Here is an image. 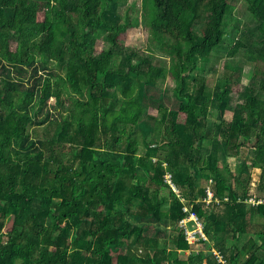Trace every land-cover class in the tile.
Wrapping results in <instances>:
<instances>
[{"label": "trees", "instance_id": "1", "mask_svg": "<svg viewBox=\"0 0 264 264\" xmlns=\"http://www.w3.org/2000/svg\"><path fill=\"white\" fill-rule=\"evenodd\" d=\"M240 6L250 41L230 0H0V264H264L255 237L228 243L247 233L250 213L264 225V204L245 202L254 169L264 196V0ZM228 19L233 40L218 48ZM141 25L146 50L122 37ZM240 49L256 64L233 104L232 80L210 92L207 77L216 53ZM150 87L161 90L155 115ZM49 123L57 138L32 134ZM209 179L221 213L205 209ZM185 205L209 241L188 243Z\"/></svg>", "mask_w": 264, "mask_h": 264}, {"label": "rangeland", "instance_id": "2", "mask_svg": "<svg viewBox=\"0 0 264 264\" xmlns=\"http://www.w3.org/2000/svg\"><path fill=\"white\" fill-rule=\"evenodd\" d=\"M133 1H135V0H128V3H131ZM230 1L233 5L236 6L233 14H234L235 18L240 20V27H241L240 33H242V35H244L245 40L250 41V39L253 38V36H255L254 23L250 19H247L242 14L243 8L240 6L241 0H230ZM139 3H140V0H137L138 6H139ZM123 10H124V8H123ZM229 20L230 19H228L227 24H226V28H227L226 35L224 37L223 42L218 46V48L228 47V45H230V43L233 40V26L235 24L233 21H229ZM242 35H240L239 37H241ZM122 37H123V40L125 41V43L128 44L129 46L136 47L140 50H146V48H147L148 30L145 28L144 25H141L139 28L138 27L131 28ZM96 48L98 51L101 50L102 45L100 42L98 44H96ZM158 55H161V54L157 53L156 58H160ZM218 55H221V57ZM223 59H226L228 61L231 60L232 62H236V63L242 65L243 66V69H242L243 73H241L237 69L223 68L224 63H225V62H223ZM254 62H255L254 55L250 54L247 51V49H240L239 52L234 57L228 56L227 53H224V54L216 53V55L212 59L211 66L209 67V69H210L209 74L210 75H208L209 77H207V89L210 92H213L218 81L225 79V77H229L232 80V87H233V91L231 94L232 103L236 104L237 102L240 101L238 98V94H239V92H241V90L244 89V86H245L246 80H247L246 77H247V73L249 72V69L252 67L254 68V64H256ZM256 80H258V74L256 76ZM255 82H256V86H257L258 81H255ZM170 89H171V84H170V79H168V83H167V86L165 88V94L166 95L164 97V101L167 102L171 108H175V107H177V104L175 101L176 99H174L172 97V92ZM160 93H161L160 89L153 88V87L148 88L147 97L150 100L148 103V113L149 114L155 115L157 113V107L153 104V100L159 99ZM51 102H53V99H51ZM67 102H68V100H67ZM232 114H233V112L231 110L226 111V117L227 118H231ZM215 118H216V111L214 110V112L212 113V119L211 120L213 121V119H215ZM144 119L145 120L147 119L146 116ZM140 125L145 127V128L149 127V124L146 121H142ZM150 125L151 126L153 125V123L151 121H150ZM59 130L60 129H59L58 125L54 124V123H49L48 125H45V126H35V127L31 128L32 134H37L41 138H44V139L49 138L51 136H55L57 138L58 134H56V133L59 132ZM63 151H64V153H63L62 157L64 158L65 161L67 160V158H70V159L73 158L74 150L70 146L63 148ZM243 151L246 152V151H248V149L246 147H244ZM139 152H142V151L139 150ZM229 165H230L229 169L235 168V166H234L235 165V156L234 155L229 158ZM258 180H259V170L254 169L250 185L254 186L253 183H257ZM212 184L214 185V182ZM249 189H250V194L258 193L255 187H251ZM205 209L208 212L221 213L224 209V204H222L221 206L209 204L208 207H205ZM248 219H249L250 223L245 228V231L247 233L238 235V239H236V240L235 239L229 240L228 241L229 245L236 244V245L240 246L241 244H243L245 242V240H247L248 237H255L257 239L259 245L264 244V237L261 236V234H258V232H260L261 230L264 231V225H262L263 219L261 218L260 215H258L255 212L250 213V215L248 216ZM190 224L187 223V226H189ZM113 253H114V251H113ZM181 257L184 258L183 253H181Z\"/></svg>", "mask_w": 264, "mask_h": 264}, {"label": "built area", "instance_id": "3", "mask_svg": "<svg viewBox=\"0 0 264 264\" xmlns=\"http://www.w3.org/2000/svg\"><path fill=\"white\" fill-rule=\"evenodd\" d=\"M167 166V164H165ZM166 181L168 184L171 186L174 192L180 196V192L178 187L173 181L172 173L167 172L166 175ZM213 180L209 179V182L206 186V198L204 199L207 204H213V205H219L221 203V199L215 196V188L214 185L212 184ZM257 183H253L254 186H257ZM183 201L184 199L181 198ZM247 201L251 203L252 205H258L264 203V198L259 197L257 193L250 194L247 198ZM184 212H189L188 216L185 218L181 219L179 222V226L183 228L184 233H185V238L188 241L189 244L195 245L196 243L200 241H209L208 236L204 232V223L203 221L198 217V215L190 210L188 206H184L183 208ZM187 223H191L189 226H187ZM210 244V242H209ZM212 252L216 257H218L219 261L224 262L225 259L223 258L222 254L214 247L211 248Z\"/></svg>", "mask_w": 264, "mask_h": 264}, {"label": "crops", "instance_id": "4", "mask_svg": "<svg viewBox=\"0 0 264 264\" xmlns=\"http://www.w3.org/2000/svg\"><path fill=\"white\" fill-rule=\"evenodd\" d=\"M166 163H163V166L165 167V168H167V166L165 165ZM167 172H169V171H166V173ZM166 173H165V175H166ZM165 180H166V177H165ZM167 182V181H166ZM251 182V181H250ZM168 183V182H167ZM251 187H255L256 188V190H257V186H249V188H251ZM258 194V196L259 197H263L264 198V196H261L259 193H257ZM225 201H228V198H226L225 199ZM247 204H248V207H256V206H258V205H261V204H258V205H252L251 203H249L247 200L245 201ZM262 204H264V203H262ZM216 205V204H215ZM222 205V200H221V203L219 204V205H216V206H221ZM207 207H208V205H207ZM183 253V255H184V258L185 257H187V255L190 253V251L189 250H186V251H184V252H182Z\"/></svg>", "mask_w": 264, "mask_h": 264}, {"label": "clouds", "instance_id": "5", "mask_svg": "<svg viewBox=\"0 0 264 264\" xmlns=\"http://www.w3.org/2000/svg\"><path fill=\"white\" fill-rule=\"evenodd\" d=\"M215 196H216V194H215ZM217 197V196H216ZM219 198V197H218Z\"/></svg>", "mask_w": 264, "mask_h": 264}]
</instances>
